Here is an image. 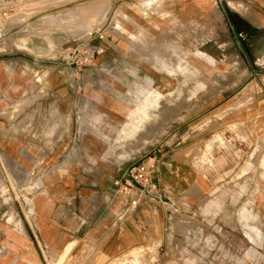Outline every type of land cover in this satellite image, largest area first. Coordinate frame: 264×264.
I'll list each match as a JSON object with an SVG mask.
<instances>
[{"label":"rangeland","instance_id":"rangeland-1","mask_svg":"<svg viewBox=\"0 0 264 264\" xmlns=\"http://www.w3.org/2000/svg\"><path fill=\"white\" fill-rule=\"evenodd\" d=\"M8 27L0 54L18 55L32 71L90 34L102 33L106 41V31L115 28L120 65L76 90L72 125L91 132L97 147L87 152L94 165L80 168L83 174H121L174 146L189 148L197 168L215 177L211 194L173 213L155 244L113 259L95 245L88 260L78 261L85 246H75L61 260L37 243L24 213L37 185L33 167L27 177L6 159L0 164V264H264V220L242 218L264 191V146L251 138L255 119L246 120L264 110V0H20ZM92 95L116 96L119 104L86 103ZM148 97L151 104L144 103ZM237 98L243 101L227 111ZM254 133L260 138V130Z\"/></svg>","mask_w":264,"mask_h":264},{"label":"crops","instance_id":"crops-1","mask_svg":"<svg viewBox=\"0 0 264 264\" xmlns=\"http://www.w3.org/2000/svg\"><path fill=\"white\" fill-rule=\"evenodd\" d=\"M112 30L115 28L106 31V41L91 42L102 47L103 54L80 72L64 62L68 50L54 63L35 65L34 71L28 69L29 61L18 55L0 54V164L6 159L17 162L27 177V168L33 167L37 185L25 199L24 213L35 227L37 243L55 256L62 254L61 260L75 246L98 245L103 257L113 259L155 244L164 238L172 214L209 196L214 183L215 176L207 177L197 168L195 156L186 154L189 148L174 146L159 149L148 160L155 194L135 210H127L125 199L113 186L126 170L107 176L83 174L80 168L94 165L87 152L97 147L91 132H78L72 125V114L80 99L76 90L84 83L94 85L101 71L120 65L123 47L113 38ZM256 49L253 45L252 50ZM35 75L42 79L41 85H36ZM113 98L116 96L92 95L84 101L119 104L118 98ZM9 110L12 113L4 116ZM248 119H255L252 125L261 131L259 138L253 130L251 138L261 139L264 146V110L252 112ZM79 133L83 137L77 141ZM137 198L133 194L129 200ZM256 199L253 208L242 212L245 221L264 220V191ZM27 205H31L29 210ZM81 256L82 250L76 260Z\"/></svg>","mask_w":264,"mask_h":264},{"label":"built area","instance_id":"built-area-1","mask_svg":"<svg viewBox=\"0 0 264 264\" xmlns=\"http://www.w3.org/2000/svg\"><path fill=\"white\" fill-rule=\"evenodd\" d=\"M19 1L0 0V44L8 38L6 36L11 31L8 23L11 18L16 16ZM89 37L91 38L82 45L68 47V56L64 62L74 67L78 72L90 66L95 58L103 54L102 47H94L91 44L93 40L103 41V34L97 33L94 36L90 34ZM151 170L152 165L147 160L131 167L120 179L113 182L114 188L125 199L127 210L130 208L135 210L145 198L155 194ZM133 194H137L138 198L129 200Z\"/></svg>","mask_w":264,"mask_h":264},{"label":"bare ground","instance_id":"bare-ground-1","mask_svg":"<svg viewBox=\"0 0 264 264\" xmlns=\"http://www.w3.org/2000/svg\"><path fill=\"white\" fill-rule=\"evenodd\" d=\"M92 28V27H91ZM91 28H89L90 30H88L87 32L89 33V32H91L93 29H91ZM256 47V46H255ZM148 96H150V95H148ZM156 97H160V94H158V95H156ZM247 97V96H246ZM151 100H152V98H150V97H148V98H146V100L144 101V103L145 104H151ZM243 101V98H238L237 100H236V102H234L232 105H230L228 108H227V111H228V109H231V107H234L235 105H237V104H239V103H241ZM247 102V101H246ZM239 108V107H238ZM136 116V114L134 113V112H132V114H131V118H132V121H131V126H132V130H131V133L133 134V133H135L136 132V128H138L136 125V121H135V119H134V117ZM129 125V124H128ZM126 126V125H125ZM128 128V127H127ZM123 132V131H122ZM130 133V132H129ZM12 220V219H11ZM93 248H88V247H85L84 248V250H83V252H82V259H87L88 257H90L91 256V254L93 253ZM81 259V260H82ZM88 260V259H87ZM82 263H83V261H82Z\"/></svg>","mask_w":264,"mask_h":264}]
</instances>
